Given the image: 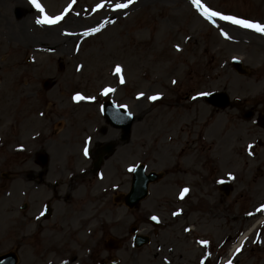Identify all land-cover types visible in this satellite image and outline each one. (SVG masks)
<instances>
[{"label": "rangeland", "instance_id": "rangeland-1", "mask_svg": "<svg viewBox=\"0 0 264 264\" xmlns=\"http://www.w3.org/2000/svg\"><path fill=\"white\" fill-rule=\"evenodd\" d=\"M19 1L22 5L28 4L31 11L27 5L22 7L18 4V0H0V113L5 103L11 102V107H16L12 105L16 98L10 101L7 97L10 92H6L8 95L4 92L8 88H4V78L6 80L10 75L7 80L13 85L9 91L12 87L15 90L21 89L22 96L30 95L32 98L28 100L17 95L21 99L17 109L20 108L27 117L31 113H38L35 108L37 100L46 95L42 83L50 77H54L56 81L55 87L49 91L51 94L56 89L63 88L68 96L77 92L90 100L87 106L81 104L86 106L81 112H78L76 106L71 108L72 119L90 122L81 127L78 138L74 135V126L73 136L67 142L71 147L63 148L67 160L65 155L64 159L53 161L61 167L60 171L55 172L60 194L68 193H63L68 171L73 170L78 175L81 169H86L89 165L80 155L86 150V145L82 144L85 136H92V147L98 141L117 139V132L113 129L104 136L99 131L95 133V129L104 125L97 113L100 103L109 99L126 106L135 116L129 142L126 145L119 143L115 154L104 163L100 180L89 179L88 172L82 175L81 180H76V183L81 182V189L77 198L79 200L75 204L74 219L70 222V218H67L64 223L71 227L72 233L73 229L75 231L68 250L60 243L53 244V250L45 254L44 246L37 254L33 250L36 255L28 247L23 248L19 264H98L107 258L117 259L118 264H143L144 260L145 264H161L160 257L163 253L155 259H145L142 252V255H135L127 229L131 221L135 220L144 229L143 233H146L147 226L140 222L151 212L156 199L167 196L169 177L152 186V193L147 201L140 210L132 214L113 206L110 189L119 186L117 190L122 193L127 191L130 170L136 162L145 161L149 171L157 172L167 171L166 169L175 165L178 171L187 162V167L192 166L195 171V158L188 157L182 161L178 158L179 154H184V149L179 152L186 140H190L187 154L193 156L195 147L192 140L197 138L201 139V160L207 161L203 172L208 171L211 182L224 178L226 174L230 176V172H233L236 175V191L227 198L221 196L218 206L213 207L215 194L210 191L209 184H203L200 194L205 196L208 209L203 212L198 225H192V235H181V227L176 228L177 223L165 219L168 221L165 224L171 227V234L161 233L160 244L165 249L171 243L170 237L174 239L176 236H183L186 239L184 251L173 256L175 261H187V264H196L198 257L201 255L203 260L206 254L209 263L212 259L211 264H224L226 261L264 264V217L257 224V230L252 229L260 219L261 205H257L262 204L264 199L263 134L257 129L251 131L250 139H259L261 145L253 143L250 156H241L246 139L240 142L239 136L232 133L230 109L214 111L202 100L204 94L222 90L231 99L239 98L251 104L264 99V34L241 28L217 16L205 19L201 15L203 11L197 8L193 0H36L44 10L43 16L29 0ZM197 2L202 3L208 12L245 20L264 28V0ZM117 4H126L127 7L116 9ZM28 14L31 16L26 26L30 39V45L27 46V42L21 41L16 26ZM44 16L60 19L52 25H38L36 20L43 19ZM103 20H106V24L101 27ZM50 30L53 35L49 34ZM246 33L257 35L262 40L256 43L241 42L242 34ZM71 35L74 36L72 41L59 42L64 50L58 52L55 45L59 41L57 37L71 38ZM233 57L243 58L249 77H240L232 71L230 59ZM76 68L81 72L76 71ZM9 84L7 83L8 86ZM51 97L53 98V94ZM150 97L158 98L150 100ZM62 116L63 112L57 111V115L51 113L46 118L52 120ZM83 129L86 130L82 133ZM39 133L40 138L34 141L37 143L30 142L28 150H46L41 147L40 140L51 144L56 134L51 128ZM32 134H36V131L28 136ZM27 139L30 140L29 137ZM227 142L230 143L225 147ZM133 145L137 147V154L131 148ZM46 151L52 156L51 151ZM12 161L8 157L5 164L0 161L2 188H5L7 182L12 187H21L16 176L6 179L3 175ZM230 162L233 165L231 167L228 166ZM95 187L97 189L93 190ZM175 191L176 189L172 194ZM43 199L41 193L35 203L38 204ZM63 203L70 206L65 198L55 203L58 219L62 212L66 216V206ZM78 212H81L82 217L91 215L86 224L82 223V219L79 220L76 214ZM4 229L2 196L0 254L7 249H20L19 234L5 242ZM49 235L53 240L60 238V235ZM194 236L202 238V242L206 241L208 249L204 247L201 250L194 245ZM244 236L246 237L240 242L237 241V237ZM108 237L123 238L118 250H106L105 241ZM174 252L178 253L177 248ZM29 255L32 258H27Z\"/></svg>", "mask_w": 264, "mask_h": 264}, {"label": "flooded vegetation", "instance_id": "flooded-vegetation-1", "mask_svg": "<svg viewBox=\"0 0 264 264\" xmlns=\"http://www.w3.org/2000/svg\"><path fill=\"white\" fill-rule=\"evenodd\" d=\"M240 104V103H239ZM251 108L253 109L255 115L258 117H261L264 119V105L263 103H256L254 105H251ZM236 113H243L244 108L241 105H238L233 109ZM104 135L108 134L107 129H101ZM116 138L121 139L120 132L118 131ZM105 142H115L117 143V139H109L103 142H97L94 146H100L101 143ZM17 160L14 161V169H11V166H8V169H6L7 175L13 174L14 176H18V179L21 181L23 180H30L31 184L28 186H22L20 188L18 200L21 199V203L19 205L18 210V220H11V216L14 213V210H12V200L14 201L15 193L10 192L9 189L5 190L4 194V205L6 209V214H8V225L7 230L8 232L12 229L14 224H18V232L19 236V244L20 249L27 248L28 245L32 248L36 244H40L41 246H44L43 254L50 253L51 250H53V244L58 245V243L64 245L66 251L68 250V244L70 240L73 238V233L71 230V227H69L67 224L64 225L67 218H70V222L72 221V215L70 206L74 207V204L72 203L73 198H75V195L72 194V192H75L76 189L73 187H68L63 190L68 193L60 194V189L58 188V185H51L48 182H45V170L42 169L40 166V160L36 158L35 156H26L21 155ZM93 160V157L91 156V161ZM18 165V166H17ZM17 167V170L15 169ZM48 168L46 167V170ZM86 175V173H81V175ZM88 174H91L88 172ZM45 184V185H44ZM27 188L30 190L28 193ZM19 190V188H18ZM15 191H17V188H15ZM62 191V189H61ZM43 193V208L45 206L49 207L50 210V216L48 218H40L38 219L37 214L40 212L42 213V209L38 210L40 207V204H36L35 200L38 195ZM62 197L69 200V205L66 206V216L63 215V212L61 213L60 219L57 218L56 213L54 212L55 209V203L60 200ZM33 201V203H29V201ZM42 200V201H43ZM173 202H170L171 209L174 206V200L173 198L170 199ZM22 207V209H20ZM13 222V225L11 223ZM133 223L136 224L137 222L133 220ZM142 225L146 224V219L140 222ZM148 226V225H147ZM142 228L140 229V231ZM146 235L150 238V242L152 241V238L156 236L158 233L155 228H146ZM139 231V232H140ZM60 235V238L58 240L50 239V235ZM61 240V241H60ZM150 245V244H149ZM57 247L55 246V249ZM163 250V247H160L159 244H155L151 249V253L153 254V257L156 258L159 255V252L157 250ZM170 250V249H169ZM145 251H149L147 248ZM148 253V252H147Z\"/></svg>", "mask_w": 264, "mask_h": 264}, {"label": "bare ground", "instance_id": "bare-ground-1", "mask_svg": "<svg viewBox=\"0 0 264 264\" xmlns=\"http://www.w3.org/2000/svg\"><path fill=\"white\" fill-rule=\"evenodd\" d=\"M18 4H20L22 7L25 6V5H27L28 6V9L30 10V7H29L28 4L25 3V5H22V2L19 1V0H18ZM20 5H18V6H20ZM112 14H115V12H113ZM116 14H118V13H116ZM30 16H31V14L26 15L24 18H22L20 20V22L17 23V26H16L18 28V31L20 32L21 39H22L21 41L22 42H27V46L30 45V39H29V35L26 32V26H27V24H29ZM71 21H74L75 22V20H71ZM105 24H106V20H103L100 23V26L103 27V26H105ZM230 29L233 30L234 28H230ZM52 33H53V31L50 30L49 31V34L53 35ZM244 35H247V36L245 37ZM71 36H70L71 38H69L68 36L67 37L64 36L61 39H60V37H57V40H59V41L55 42V45H56V49H57L58 52L64 50L63 49L64 47H62V45H61L62 43H64L65 41H67V42L72 41V39H73L74 36L73 35H71ZM240 40L241 41L243 40V42H245V43L246 42L247 43H252V42L256 43V41H261L262 39L259 38L257 35L250 34V33H246V34H242V37H241ZM61 41H62V43H59ZM64 95L65 94L62 91L54 92L53 93L54 102H50V101L43 102L42 105H41V107L44 110L49 111L54 105H56V106H62L65 103ZM78 104H80V103H78ZM63 128H64V122L61 121V126L58 128V133L60 132V137H62L66 133L65 130H62ZM27 130H29V129H27ZM57 142H59V141L57 140ZM64 144L66 146V143H64Z\"/></svg>", "mask_w": 264, "mask_h": 264}, {"label": "water", "instance_id": "water-1", "mask_svg": "<svg viewBox=\"0 0 264 264\" xmlns=\"http://www.w3.org/2000/svg\"><path fill=\"white\" fill-rule=\"evenodd\" d=\"M234 65H236V70L238 72L242 73L240 71V69H239V64L235 62ZM205 99L210 105H212L214 107H217V108L224 109V108H226L229 105L228 98H227L226 94H224V93L211 94V95L207 96ZM110 107L109 108L111 109V111L116 112V115L115 114H111L109 116L111 118V119L109 118L111 123L112 124H119V123H116V121H117L116 120L117 119L116 116L117 117H121L122 120H123L124 131H125V133H128L129 127H130V125L132 123V117L128 116L125 112L114 110V108L112 106H110ZM141 174H142V168L140 167L139 170H138V173L135 175L136 183L133 184V187H132L133 188V190H132L133 193L135 192V188H137V187L139 188V192H141V190L144 189L145 184L148 181H153L155 179L154 175H149L148 177H143ZM133 193H132L131 196H133ZM4 259L5 258H0V264H2Z\"/></svg>", "mask_w": 264, "mask_h": 264}, {"label": "snow or ice", "instance_id": "snow-or-ice-1", "mask_svg": "<svg viewBox=\"0 0 264 264\" xmlns=\"http://www.w3.org/2000/svg\"><path fill=\"white\" fill-rule=\"evenodd\" d=\"M129 2H132V0H129ZM29 3L33 5V7L36 8V10L38 12H40V14L43 16L44 10L42 7H40L39 4L36 3V0H29ZM193 3H196L197 8H201L203 7L202 5H200L199 3H197V0H193ZM99 7V6H98ZM127 7L126 4H117L116 5V9H122ZM201 15L204 16L205 19H209L212 16H217L219 19L224 20L228 23L234 24L236 26H239L241 28H247V29H251L253 31L259 32L261 34H264V28H262L260 25H256V24H250L248 22H246L245 20H237V19H233L232 17H228V16H219L217 13L215 12H208L207 9H205L203 12H201ZM60 19V17H56L54 19H49L48 17L44 16L43 19H38L36 20V23L39 24H55L58 20ZM179 50V49H177ZM117 71H119V69H117ZM122 82V81H121ZM107 91V90H106ZM158 97H150V100H155ZM74 99H78L74 98ZM188 191V189H183L181 191V198L183 197L184 193H186ZM153 219H155V217H153Z\"/></svg>", "mask_w": 264, "mask_h": 264}]
</instances>
